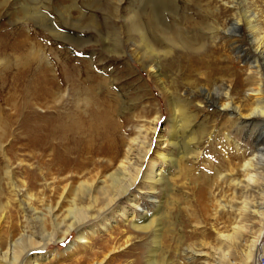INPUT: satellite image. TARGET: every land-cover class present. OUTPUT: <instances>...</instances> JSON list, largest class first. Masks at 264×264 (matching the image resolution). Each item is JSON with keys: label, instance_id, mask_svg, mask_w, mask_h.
Listing matches in <instances>:
<instances>
[{"label": "rangeland", "instance_id": "374dc122", "mask_svg": "<svg viewBox=\"0 0 264 264\" xmlns=\"http://www.w3.org/2000/svg\"><path fill=\"white\" fill-rule=\"evenodd\" d=\"M254 30L259 37L264 33V0H0V34L13 33L19 47L0 55V97H8L6 86H1L7 84L3 77L18 78L24 89L30 83L32 96L34 80L48 76L61 81L63 100L48 105L53 111L60 105L58 114L64 119L75 113L88 122L104 103L112 122L121 128L107 134L117 149L104 150L101 158L95 155L92 164L83 163L88 168L72 185L90 180L94 167L105 173L110 155L119 161L130 146L129 164L141 165L129 193L145 210L138 212L154 214L156 220L150 231L133 230L128 223L138 221L132 216L136 207L125 196L116 205L127 214L115 213L114 202L104 211L91 209L85 220L78 210L88 207V200L81 194L83 204L76 199L77 211L67 213L73 193L60 201L57 219L50 216V207L71 182L61 183L49 169L56 154L53 145L32 151L15 142L19 122L27 114L24 94L18 91L9 103L0 100V124L5 126L4 131L0 127V254L9 255L6 260L0 257V264H30L31 251L37 254L32 264H146L156 231H161L165 248L157 259L166 255L168 264H245L248 246L261 226L254 211L263 199L264 178L248 184L241 166L251 152L258 154L256 148L264 147V141L256 142L264 132V120L255 117L251 123L232 124L238 113L221 110L219 104L226 101L223 90L238 102L252 89L254 77L248 67L255 56ZM153 67L160 68L165 90L150 72ZM173 98L187 105L198 134L203 133L191 145L181 141L179 149L161 139L170 133ZM30 110L43 112L39 106ZM226 135L240 141L243 155L228 144ZM82 139L67 136L64 143L71 157L76 158L75 150L86 144ZM145 144L150 148L142 158ZM159 147L173 158L187 149L193 152L180 170L167 162L162 167L164 181L152 193L143 175L149 161L157 160ZM29 172L32 183L27 181ZM135 173L131 170L130 177ZM96 197L100 202L104 191ZM69 225L74 229L64 240L47 241L49 233L64 232ZM242 225L245 228L233 243L218 237L231 236ZM79 226L85 230L84 239L77 238ZM26 231L40 244H13ZM262 247L264 236L248 264H264Z\"/></svg>", "mask_w": 264, "mask_h": 264}, {"label": "bare ground", "instance_id": "6f19581e", "mask_svg": "<svg viewBox=\"0 0 264 264\" xmlns=\"http://www.w3.org/2000/svg\"><path fill=\"white\" fill-rule=\"evenodd\" d=\"M251 33L253 34L251 37L258 35L256 30H254V32L252 31ZM262 34L263 35L261 37L257 36V38L255 37L252 39L253 40L252 42L254 45L255 56H254V60L251 61V64L248 67L249 69L248 71L250 74L253 75L254 79L251 81L252 85L250 87H252V89H250L248 92L244 91L246 93L245 94L246 98L243 101L237 100L238 102H233V100L230 98L229 91L224 92L223 90L221 92L222 94H224V96H226V99H225L226 101L223 102V104H219L221 107V110L229 111L231 109L233 112L238 113V119L234 120V122L231 121L232 124H236L237 121H240L241 123H247L250 121L251 123L254 121L253 118L255 117H260L261 119L264 120V89H263L264 88V33ZM0 37H1L0 38L1 39L0 55L6 54L9 51H12L11 49H13V47H15L14 50L19 49V47H17V44L14 43L13 33H3V34H0ZM159 71H160L159 67L158 68L153 67L150 69V72L152 73V75H155L157 79H159L162 88L165 90V87H164L165 83L163 82L162 75H160L161 73ZM44 74L45 72H43V75ZM3 78L7 79V84L4 81L3 82L4 84H1V86L2 85L6 86L4 88H6L5 89L6 91H8V94H6L8 97L7 98L5 97L6 99L3 97H0V100L4 99L5 101H8L9 103L10 98H12L13 96H17L18 91H22L25 97L22 105L25 106L27 110L26 111L27 114H23L19 122V129L21 130V132H20V137L18 139L22 141H19L17 139L15 142L20 143L21 145L20 147L28 148L29 150H32V151H42L45 148L53 145L55 148L56 154L54 155V162L51 159L53 164L52 165L50 164L49 169L53 170V175H55L56 178L61 183L64 181L71 182L70 186L63 187V191L59 195L58 202H56L55 206L50 207V216H52L54 219L55 218L57 219V216L55 215L56 210H59L60 204L62 203V202L60 203V201L65 200V196L67 194H69L70 196L73 193V196H74V198L71 199L69 202V208L67 209L68 214H73V212L77 211L79 204H78V200L76 199H80L79 201L82 205L83 204L82 198L86 197V199L88 200V207H83L82 209L78 210L80 212L81 211L84 212L85 220L87 219L86 217L91 209L92 210L93 209L103 210V209L109 208L111 207V205H113L114 202H115L114 204L116 205L117 200L120 199L122 196H125V199L131 202V204H133L136 207V209H134V213H132L133 214L132 216L135 218H138V221L136 223L135 222L132 223V221H129L128 223L129 226L135 231H144V232L148 230L150 231L154 227V224L156 223V220L153 217L154 214L148 215L144 212L139 213L138 210L140 211H145V210L140 204L138 197L136 195L132 196L129 193L130 187L135 184L136 180H138V176L140 172V165H141V163L140 165L134 164V167H133L131 164H129L130 162L129 152L131 151L130 146L125 156L122 157L123 159L119 161H118V158L114 159V157L116 156L110 155L111 161L110 159L107 161L110 163L109 165H107V166H110V168H108L107 166L103 167L105 169V173L104 172L102 173V171L98 168L96 170V167H94L92 175H90V180L81 181V182L76 181L77 185L76 186L72 185V182H74L75 178L78 177L77 175L78 174L82 175L83 170L88 168V167H83L84 166L83 163L91 161V164H92V162L95 160V159L93 160V157L95 155H99L101 152L105 153L104 150L113 151L114 149H117L116 141L115 142L108 141L107 134L109 133L110 135L112 130L115 133L117 130L121 131V128L119 125L112 122L111 112L108 109V107L104 103H101L99 105L101 107V110H99L96 113V115H93V117L89 119L88 122L81 120L78 117V115L75 113H72L71 115L67 117V119H64L58 114V111H59L58 107H60V105L54 111L52 107L48 105L49 102L57 104L63 100L64 93L62 92V89L60 88L61 81L58 82L55 80L56 81L55 82L51 78H48V76H43L37 80H34L35 87H34L33 95L28 96V95H31L32 93L28 91V89L30 88L29 86L30 83L27 85V88L24 89L21 87L18 78H8V77H3ZM228 98L231 101L228 100ZM32 106H39V108L43 110V112L41 113V112L31 111L30 108H32ZM170 107H171L170 112H171V118H172L170 121L171 127H170V133H168L169 135L167 137L161 138L162 140H164V143H167L168 145H171L172 147L177 146V148L179 149L178 145L181 141L187 146V145H191V143H195L197 141L198 135L202 137L203 133L198 134L197 130L199 128L197 129L193 125L194 115L188 113V107L186 104H184L182 101L174 100L172 102V106ZM1 110H2V102H0V111ZM158 119H159L158 116L154 117L152 121L153 122L152 128L151 129L149 128L153 132H156V123ZM226 122L229 123V120H226ZM261 124L264 125V123H261ZM0 127L2 128V131H4L5 126L0 124ZM88 128L89 130H87ZM88 133L91 137L88 135ZM228 135H226L228 144H232L233 146L236 145L235 148L239 151H242V153H239V154L243 155L244 152L243 150H241L242 147L240 146V144H238L240 143V141H233ZM67 136L72 141L74 139H78L79 136H83V139H85L84 142L86 144H83L82 146H80L79 148L75 150V152L77 153L76 158L71 157L70 150H68V148L65 147L64 142L66 141ZM147 137L145 135L144 139L147 140ZM260 141H264V132H261L257 135L256 142H260ZM58 142L62 143V145L60 146ZM234 142H237V143H234ZM145 147H147V149L145 148L144 151L142 152L143 153L142 158H144V156L148 152V148H150L149 145L148 146L146 145ZM180 150H182V148ZM256 150H257L256 153L258 154H254V152H251L250 154L249 153L250 150H249L248 151V153L250 154L249 158L245 159L242 156V158L245 160H243L244 161L243 163L241 162L242 166L239 164L242 169L241 170L242 175L246 179L248 184L254 183V182L256 183L260 176L261 177L263 176L264 178V147L262 146L260 148L258 147L256 148ZM157 151H158V153L156 154L158 155L157 160L153 159L149 161L148 169L143 175V180L145 181V183H147V186L149 189L148 191L152 193L156 190L157 186H160L162 182L164 181V178L161 175L162 169H163L162 167L171 160L173 162L172 165L176 166L175 168L180 170V166L183 163H187L186 162L187 155L191 154L190 152H193L192 150L187 149V151L184 150V152L179 153V156L173 158L170 156L171 154L169 155L167 152H165V149H162L159 147V150ZM81 152L83 153L81 154ZM196 154L198 156L199 153H196ZM195 157H193V159L196 160L197 158ZM231 161L232 160H230V162ZM114 162H117L118 164L116 167H114L113 165ZM238 167L239 166H237V168ZM133 169H135L136 173H135V176L131 178L130 171ZM94 172H97V173H94ZM33 180H34L33 173L29 172L27 176V181L32 183ZM107 187H109L108 191L106 190ZM101 191H104V198L101 199L99 202L96 195ZM150 192H148V194ZM80 194L82 195V198H79ZM262 196H263L262 202H260L259 207L256 208V210L254 211V212L259 213L261 226L260 228L258 227L259 229L257 231L256 237L250 242V245L248 246L249 251L246 254L247 260L245 259L246 260L245 264H248V262L251 259V256L254 255V253H258V249L261 246L262 237L264 236V193L262 194ZM89 202H92V205H89ZM116 206L114 209L115 213L116 212L120 214L128 213V212L125 213L122 207L120 206L116 207ZM244 208H247V204H245ZM30 223H31V220H29L27 225H29ZM100 223L101 225H103L104 224L103 220H101ZM79 224L81 225L83 224V222ZM81 228L82 227L80 226L76 228L78 239L85 238L84 237L86 234L85 230H82ZM244 228L245 226L242 225L238 227L237 230L233 234H231V236H227V237L218 236V237H220L222 239L221 241L223 242L228 241V242L233 243V241L236 240V238L238 239V236L241 235L239 234V230H242ZM70 229L71 230L74 229L73 225L67 226L64 232L60 231L59 233H57L55 231V232L49 233L48 234L49 238L47 241L56 243V242H60L64 240L67 237V234L70 232ZM160 232L161 231L155 232L156 241L154 243L153 250L149 252V255L146 259V264H168L165 261L166 255L163 257V260L157 259L158 255L163 253L165 250V248H163L161 245ZM24 241H28L29 246L31 247L38 245L41 242L40 240L39 242L34 241L32 239V234L26 231L23 234L19 235V238L16 241H13V244H16L18 242L22 243ZM229 249H231V247ZM28 252L30 253V250H28L27 253ZM32 253L33 252L31 251L30 258L32 260L28 261L30 264H32V262L34 261V258L37 256V254L35 253L32 254ZM220 253L222 254V252ZM197 254H201V253L199 252ZM7 256L9 255L0 254V257L4 260H6ZM223 256H224L223 258L226 257L225 254ZM220 263L218 262L216 264H220Z\"/></svg>", "mask_w": 264, "mask_h": 264}]
</instances>
